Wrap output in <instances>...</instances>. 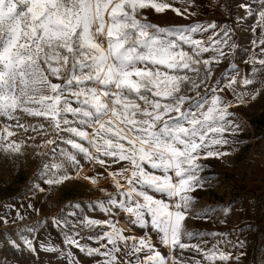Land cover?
Masks as SVG:
<instances>
[{
	"label": "snow or ice",
	"instance_id": "6c2138e0",
	"mask_svg": "<svg viewBox=\"0 0 264 264\" xmlns=\"http://www.w3.org/2000/svg\"><path fill=\"white\" fill-rule=\"evenodd\" d=\"M236 7L229 0H0V153L38 150L39 193L75 179L102 194L52 217L62 246L21 237L6 241L14 252L45 254L50 264H81L77 253L93 264H241L251 223L232 229L235 239L187 226L232 214L219 205L193 214L195 194L210 188L206 161L240 143L246 126L234 109L264 91V82L254 87L264 77V0ZM169 10L188 22L150 18ZM238 31L251 36L243 56ZM21 130L26 138L12 139ZM86 165L101 171L81 176ZM23 218L18 210L11 220L0 215V225Z\"/></svg>",
	"mask_w": 264,
	"mask_h": 264
},
{
	"label": "rangeland",
	"instance_id": "374dc122",
	"mask_svg": "<svg viewBox=\"0 0 264 264\" xmlns=\"http://www.w3.org/2000/svg\"><path fill=\"white\" fill-rule=\"evenodd\" d=\"M208 0H200V3L206 4ZM234 5V11L240 12L236 7L240 0H229ZM180 7L179 3L174 4ZM153 22L161 24H184L188 21L183 20L171 10L166 14L152 15ZM205 16L204 19H210ZM218 19V17H216ZM219 20V19H218ZM248 23H252L251 20ZM243 27L246 29L247 24ZM250 33L247 31H238L235 35L237 43L240 45L239 54L245 55L244 49L249 47ZM264 77H260L254 87H261ZM264 108V91L261 95L247 107L234 109L239 118L245 124V130L240 134L237 148L232 154L223 159H210L206 161L207 176L211 182L207 191L197 192V200L193 206L192 212L195 214L206 207L219 205L220 208L230 206L232 214L225 217L218 212L208 222L203 219H189L187 221L188 229L191 231H217L229 232V239H235L239 233H232V229L243 227L246 223H251L252 228L244 229L247 237V256L241 261V264H259L260 258L264 256V129L253 127V119ZM25 133L21 130L12 139L17 141L25 139ZM36 143H40L39 138ZM24 154L18 157H8L0 153V215H7L11 220L16 216L17 210L23 214V219L18 220L16 224L9 227L0 225V264H50V257L41 254L38 259H34L27 253L20 254L6 244V241L25 237L38 240L51 241L57 246L61 245V237L54 231L50 223L53 216L57 215L61 208L69 202H81L87 205L89 202L101 197V193L85 180H71L59 187L49 188L45 193H39L34 185L40 183L36 179L39 172V165L43 157L37 156L38 151L32 147H25ZM101 171L98 167L93 169L85 166L81 176L94 175ZM223 184L221 187L220 185ZM100 186L114 189L109 180H100ZM250 202V205H249ZM32 203L35 208L41 209L35 212L27 208ZM243 209V211H241ZM85 213L95 218H103L99 209L92 212L85 207ZM226 219L227 224H221L220 220ZM125 223V227L121 225ZM121 228L127 230L126 221L121 218ZM132 234L142 235L138 229H133ZM95 246V245H93ZM167 254V249H160ZM72 251H76L74 248ZM81 264H93V261L77 253ZM55 264V261H53Z\"/></svg>",
	"mask_w": 264,
	"mask_h": 264
},
{
	"label": "trees",
	"instance_id": "16d2710c",
	"mask_svg": "<svg viewBox=\"0 0 264 264\" xmlns=\"http://www.w3.org/2000/svg\"><path fill=\"white\" fill-rule=\"evenodd\" d=\"M253 127L256 129H264V108L263 110L253 119Z\"/></svg>",
	"mask_w": 264,
	"mask_h": 264
},
{
	"label": "bare ground",
	"instance_id": "6f19581e",
	"mask_svg": "<svg viewBox=\"0 0 264 264\" xmlns=\"http://www.w3.org/2000/svg\"><path fill=\"white\" fill-rule=\"evenodd\" d=\"M121 225L124 226V227L126 226L124 222H121Z\"/></svg>",
	"mask_w": 264,
	"mask_h": 264
},
{
	"label": "built area",
	"instance_id": "2783aa9c",
	"mask_svg": "<svg viewBox=\"0 0 264 264\" xmlns=\"http://www.w3.org/2000/svg\"><path fill=\"white\" fill-rule=\"evenodd\" d=\"M218 19H219V20H223V19H224V17H218Z\"/></svg>",
	"mask_w": 264,
	"mask_h": 264
}]
</instances>
